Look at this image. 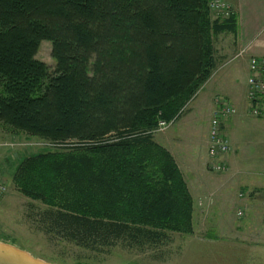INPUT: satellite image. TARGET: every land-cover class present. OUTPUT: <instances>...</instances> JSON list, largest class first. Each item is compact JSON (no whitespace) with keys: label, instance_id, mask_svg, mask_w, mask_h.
<instances>
[{"label":"trees","instance_id":"1","mask_svg":"<svg viewBox=\"0 0 264 264\" xmlns=\"http://www.w3.org/2000/svg\"><path fill=\"white\" fill-rule=\"evenodd\" d=\"M210 1L0 0V126L56 150L14 171L47 204L44 231L99 252L192 233V197L154 136L211 78L214 39L236 33Z\"/></svg>","mask_w":264,"mask_h":264},{"label":"rangeland","instance_id":"2","mask_svg":"<svg viewBox=\"0 0 264 264\" xmlns=\"http://www.w3.org/2000/svg\"><path fill=\"white\" fill-rule=\"evenodd\" d=\"M211 12L216 15L212 10ZM231 41L232 36L229 33L221 34L214 39L217 65L213 78L188 103L179 119L168 128L156 132L154 138L162 141L161 138L181 136L183 141H189L191 138L192 144L195 141L196 145L204 148L202 140L208 139L209 136V122L215 110L216 97L224 96L237 111L225 132L233 143V152L236 156L230 172L237 171L236 174L243 180L260 181L257 175H252V172L260 171L264 180V118L254 117L248 112L249 64L246 69L242 61L244 50L237 55L226 50L229 49L228 45ZM223 48L228 54L227 57L222 56ZM37 57L45 61L52 70L54 69L56 62L52 56L50 41L42 42ZM213 101V110L209 111ZM49 144L47 141L23 132L0 126V178L9 185L7 194L0 201V240L12 243L35 257L56 264H75L76 262L81 264H226V260L220 255H207L200 251L194 253V251L206 248L212 236L223 239V236L228 233L227 225L239 226L244 223V219L239 220L237 206L233 202L214 208L215 212L219 208L222 209L223 216L220 218L223 217L228 223L221 224L220 231L217 230V223L204 224L196 220L195 223L192 222V233L178 232L168 228L165 239L155 244L145 243L142 246L128 247L121 243L100 252L92 251L44 231L39 221V212L46 210L48 206L40 200L27 196L18 185H15L14 171L27 157L55 153L56 150ZM208 146L209 140L207 148ZM203 151L205 149H202ZM100 163L104 164L102 161ZM206 167L209 170L208 160ZM178 169L187 185L188 176L183 175L179 166Z\"/></svg>","mask_w":264,"mask_h":264},{"label":"crops","instance_id":"3","mask_svg":"<svg viewBox=\"0 0 264 264\" xmlns=\"http://www.w3.org/2000/svg\"><path fill=\"white\" fill-rule=\"evenodd\" d=\"M228 1L232 4L237 16V30L235 34L229 33L232 41L228 45L229 49L226 50L235 55L244 50L242 61L248 69L250 56L264 57V0ZM223 53L222 56L227 57L228 54L225 53L224 48ZM213 76L214 72L209 80ZM213 103L214 101L211 102L209 111L213 110ZM234 116L225 122V132ZM161 140L156 141L169 149L183 175L188 176L187 188L193 201V223L196 220L204 224L214 222L217 223V230L220 231L219 226L228 223L223 217L220 218L223 216L222 209L219 208L215 212L214 208L231 202L237 206L239 220L244 219V223L239 226L227 225L228 233L223 236V239L211 235L207 247L199 248L194 253L200 251L207 255H220L226 260V264H264V205L262 204L264 180L260 171L252 172V175H257L260 181L243 180L238 177L237 171L230 172L236 161L230 139L232 151L227 156L228 169L222 173L207 170L209 136L208 139L202 140L204 148L196 145L195 141L192 144L191 138L189 141H183L181 136L173 135L172 138H161ZM202 149L205 151L202 152ZM239 211L243 212L242 217L238 215Z\"/></svg>","mask_w":264,"mask_h":264},{"label":"built area","instance_id":"4","mask_svg":"<svg viewBox=\"0 0 264 264\" xmlns=\"http://www.w3.org/2000/svg\"><path fill=\"white\" fill-rule=\"evenodd\" d=\"M209 6L214 14L223 17H229L235 12L228 0H211ZM247 90L248 112L254 117L264 118V57L251 56L249 59ZM236 112V107L226 97H216L209 129L208 169L210 171L224 172L227 170L226 158L231 151V146L225 134L224 125ZM174 121L160 119L155 133L168 128ZM8 189V183L0 178V201L5 197ZM262 204L264 205V197ZM238 215L243 216V212L239 211Z\"/></svg>","mask_w":264,"mask_h":264},{"label":"water","instance_id":"5","mask_svg":"<svg viewBox=\"0 0 264 264\" xmlns=\"http://www.w3.org/2000/svg\"><path fill=\"white\" fill-rule=\"evenodd\" d=\"M0 264H56L35 257L28 251L0 240Z\"/></svg>","mask_w":264,"mask_h":264}]
</instances>
